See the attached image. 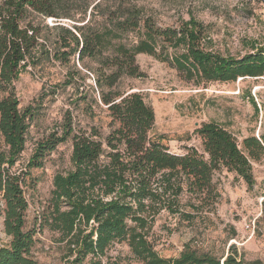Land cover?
I'll use <instances>...</instances> for the list:
<instances>
[{
  "label": "trees",
  "instance_id": "16d2710c",
  "mask_svg": "<svg viewBox=\"0 0 264 264\" xmlns=\"http://www.w3.org/2000/svg\"><path fill=\"white\" fill-rule=\"evenodd\" d=\"M36 18H53L56 26L41 27ZM68 20L71 26L58 24ZM58 24V25H57ZM44 31H52V38ZM200 23L163 27L143 13L138 0H2L0 4V201L3 233L0 264H39L32 256L35 235L57 234L63 244L62 264H118L108 257L115 245L140 264H242L228 254L224 260L197 256L189 249L165 259L155 250L152 228L158 216L178 215L180 196L212 194V176L225 170L254 184L251 163L264 154V135H250L241 146L221 126L205 123L193 134L201 152L168 151L154 139V113L137 92L119 88L122 78H142L136 57L147 55L167 63L195 87L264 78V47L233 57L208 47ZM52 39V40H51ZM92 62L99 102L106 107L110 131L73 129L68 120L62 136L38 144L27 170L40 168L44 157L70 140L72 170L53 177L49 200L32 228L26 226L24 196L27 172L14 171L24 152L32 108H22L14 84L28 68L42 63ZM73 83V78L66 83ZM254 109L256 103L247 95Z\"/></svg>",
  "mask_w": 264,
  "mask_h": 264
},
{
  "label": "rangeland",
  "instance_id": "374dc122",
  "mask_svg": "<svg viewBox=\"0 0 264 264\" xmlns=\"http://www.w3.org/2000/svg\"><path fill=\"white\" fill-rule=\"evenodd\" d=\"M146 17L163 27L180 23H200L209 42L208 47L222 55L238 57L249 51L250 43L264 47V0H138ZM2 0H0L1 4ZM41 27L56 26L53 18L39 19ZM68 27V20H59ZM57 24V25H58ZM50 38L54 32L44 31ZM52 40V39H51ZM142 78L124 77L119 88L139 93L154 113V139L175 155L188 148L201 152L194 130L205 123H215L236 139L264 135V78H239L234 83H211L195 87L185 82L167 63L147 55L136 57ZM92 62L70 64L46 62L38 68H28L14 84V93L22 108L30 107L34 116L26 134L25 149L14 171L27 172L24 196L28 203L26 226L32 228L50 198L53 177L72 170L70 140L48 153L40 168L26 166L37 145L51 136H62L71 119L73 129L95 128L101 135L109 131L106 107L100 104ZM73 83L67 85L69 79ZM253 97L258 112L247 95ZM5 94L0 90V99ZM254 184L225 170L212 176V194L180 196V213H161L152 228L155 250L165 259L177 258L189 249L197 256L209 255L224 260L228 254L242 264H264V154L251 163ZM0 201V247L9 238L2 228ZM58 235L46 230L37 232L31 250L39 264H62L63 244ZM108 257H118V264H140L128 258L123 245H115Z\"/></svg>",
  "mask_w": 264,
  "mask_h": 264
}]
</instances>
